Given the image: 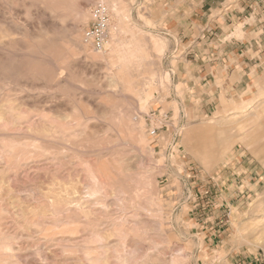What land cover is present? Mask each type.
Listing matches in <instances>:
<instances>
[{"label":"rangeland","instance_id":"rangeland-1","mask_svg":"<svg viewBox=\"0 0 264 264\" xmlns=\"http://www.w3.org/2000/svg\"><path fill=\"white\" fill-rule=\"evenodd\" d=\"M190 22L186 0H0V264H264V172L250 200L207 198L264 169V90L251 122L244 99L188 107Z\"/></svg>","mask_w":264,"mask_h":264},{"label":"crops","instance_id":"crops-1","mask_svg":"<svg viewBox=\"0 0 264 264\" xmlns=\"http://www.w3.org/2000/svg\"><path fill=\"white\" fill-rule=\"evenodd\" d=\"M186 12L191 21L190 38L183 43L185 71L180 70L178 77L182 78L187 106L211 114L222 104L244 99L240 121L251 122L257 115L247 101L256 100L264 90V0H186ZM175 30L179 37V24ZM215 150L221 157L218 164L230 148ZM215 156L211 153L208 157ZM214 161H206V165ZM258 165L257 160L244 158L228 185L209 188L208 200H250L264 172Z\"/></svg>","mask_w":264,"mask_h":264},{"label":"built area","instance_id":"built-area-1","mask_svg":"<svg viewBox=\"0 0 264 264\" xmlns=\"http://www.w3.org/2000/svg\"><path fill=\"white\" fill-rule=\"evenodd\" d=\"M112 12L105 4H98L92 9V21L86 32V40L95 52L105 53L110 39ZM158 129L150 131L151 136H157Z\"/></svg>","mask_w":264,"mask_h":264}]
</instances>
